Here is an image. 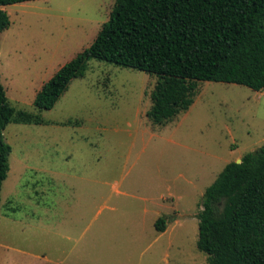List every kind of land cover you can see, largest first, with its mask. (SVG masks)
I'll return each instance as SVG.
<instances>
[{"label": "rangeland", "instance_id": "374dc122", "mask_svg": "<svg viewBox=\"0 0 264 264\" xmlns=\"http://www.w3.org/2000/svg\"><path fill=\"white\" fill-rule=\"evenodd\" d=\"M115 1L3 8L0 82L15 109L44 123L4 131L0 264H209L196 246L205 189L264 144V91L199 81L186 112L154 125L157 77L96 60L51 110H37L36 93L89 47Z\"/></svg>", "mask_w": 264, "mask_h": 264}, {"label": "trees", "instance_id": "16d2710c", "mask_svg": "<svg viewBox=\"0 0 264 264\" xmlns=\"http://www.w3.org/2000/svg\"><path fill=\"white\" fill-rule=\"evenodd\" d=\"M37 0H0L3 9ZM96 60L157 77L147 119L161 125L186 112L199 81L264 91V0H116L94 41L42 85L33 105L51 110L74 79ZM42 125L15 109L0 82V198L9 171L10 124ZM197 214V249L209 264H264V144L230 162L205 189ZM167 219L154 223L164 232Z\"/></svg>", "mask_w": 264, "mask_h": 264}, {"label": "water", "instance_id": "95a60500", "mask_svg": "<svg viewBox=\"0 0 264 264\" xmlns=\"http://www.w3.org/2000/svg\"><path fill=\"white\" fill-rule=\"evenodd\" d=\"M240 162H241V160L236 161V163H240Z\"/></svg>", "mask_w": 264, "mask_h": 264}]
</instances>
